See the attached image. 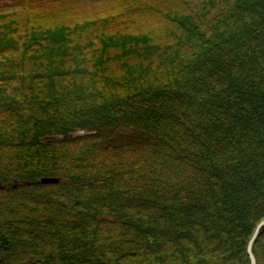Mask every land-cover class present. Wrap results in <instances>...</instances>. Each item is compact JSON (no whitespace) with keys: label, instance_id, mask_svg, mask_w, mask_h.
Returning a JSON list of instances; mask_svg holds the SVG:
<instances>
[{"label":"trees","instance_id":"obj_1","mask_svg":"<svg viewBox=\"0 0 264 264\" xmlns=\"http://www.w3.org/2000/svg\"><path fill=\"white\" fill-rule=\"evenodd\" d=\"M83 1L0 0V264H250L264 0Z\"/></svg>","mask_w":264,"mask_h":264},{"label":"rangeland","instance_id":"obj_2","mask_svg":"<svg viewBox=\"0 0 264 264\" xmlns=\"http://www.w3.org/2000/svg\"><path fill=\"white\" fill-rule=\"evenodd\" d=\"M107 2H111V3L115 4L117 2V0H84L83 4L86 5V7H93L92 9H89L87 11H90V10H92V11L93 10L94 11H97V10L101 11V10L104 9L105 6H107V4H105ZM124 9H125V7L122 10H124ZM139 13H136V12H133V11H130V13H128V12L124 13V14H122V16L119 17V20L118 19L115 20V24H119L120 23L121 25H124V23H126L127 20H129L130 16H131V19H133L138 24H140L145 19H143L141 17L142 16L141 13H144V11L143 12L141 11ZM122 18H123V20H122ZM143 22H145V21H143ZM90 76H97V75H90ZM100 76H102V74Z\"/></svg>","mask_w":264,"mask_h":264},{"label":"water","instance_id":"obj_3","mask_svg":"<svg viewBox=\"0 0 264 264\" xmlns=\"http://www.w3.org/2000/svg\"><path fill=\"white\" fill-rule=\"evenodd\" d=\"M41 181L43 183L58 182L59 178L53 177V176L41 177ZM262 226H264V220H261L260 223L256 226V228H255L254 232L252 233V236L249 239V242L247 244V254H248V257L250 258V264H256V258L252 252V247H253L252 244L255 241L256 237L258 236V232Z\"/></svg>","mask_w":264,"mask_h":264}]
</instances>
